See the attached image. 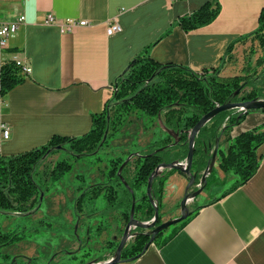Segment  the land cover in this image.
<instances>
[{"label":"trees","instance_id":"trees-1","mask_svg":"<svg viewBox=\"0 0 264 264\" xmlns=\"http://www.w3.org/2000/svg\"><path fill=\"white\" fill-rule=\"evenodd\" d=\"M220 12V0H209L193 12L179 16L161 39L170 35L177 26L190 32L208 25L216 20ZM251 36L258 39L264 48V7L259 15L256 30L235 39L218 67L195 71L184 64L162 63L152 56L151 50L156 43L146 47L114 82L112 97L107 101L104 111L93 115V123L88 132L80 136L54 135L47 143L36 148L12 155L0 153V211L11 216H28L32 224H36L32 215L37 207L41 211L39 202L43 196L42 185H55L61 182L67 173L73 174L76 169L78 187L75 191L78 196L73 200L74 225L71 237L78 239V231L74 232L75 224L81 218L88 220L83 224L88 223L84 233L90 247L81 257L78 251L83 246L70 252L72 258L77 260L73 264L89 262L85 256L89 254L93 244L100 240L104 231L112 234L114 224L116 230L123 234L130 220L134 202V217L143 222L152 221L155 205L147 194L149 179L163 163L186 161L190 132L200 119L217 105L264 99V54L255 64L249 63L243 74L221 76L227 62L233 59L235 45ZM22 70V66L12 59L1 64L0 98H4L26 80ZM253 112H264V107L249 111H222L207 122L196 137L191 167L196 179L190 187H200L212 194V188L224 184L230 176L234 179L228 189L221 195L211 197V201L245 184L260 166L259 149L264 145V124L234 137L231 135L233 128ZM132 116L141 119L145 131L154 129L152 138L145 146L138 144L139 133L132 135L127 128L133 122ZM131 135L132 149L126 153L117 152V148L122 146L115 145L114 141ZM223 137L226 146L222 143ZM216 149L218 167L203 181V173ZM56 154H59V159L49 173V181L44 182L39 176L40 169ZM129 156L131 158L124 165ZM219 169L225 173L223 178L219 175ZM98 170L101 175L93 178L92 174ZM176 172L187 177L178 169L165 168L153 180L152 196L160 211L156 226L163 222L165 188L169 177ZM200 208L197 205L186 219L157 234H153L155 227L133 228V237L121 253L122 262L139 258L153 235L155 244L161 245L171 240L181 225ZM111 215L114 216L113 221L110 220ZM12 225L9 224L6 228L3 225L0 230V255L4 260L0 261V264H40L41 250L38 247L37 257L17 253L14 255L7 251V248L10 249L22 241L33 244L26 234L31 232L29 226ZM93 231L96 236L91 235ZM120 240L115 234L113 239L108 237L106 246L112 247L110 255H103L91 261L100 262L113 257Z\"/></svg>","mask_w":264,"mask_h":264},{"label":"crops","instance_id":"crops-1","mask_svg":"<svg viewBox=\"0 0 264 264\" xmlns=\"http://www.w3.org/2000/svg\"><path fill=\"white\" fill-rule=\"evenodd\" d=\"M207 1L0 0L2 20L25 16L9 46L0 48V64L17 51L31 68L22 84L0 98V153L33 149L54 135L88 132L93 115L104 111L112 97L114 82L137 54L154 43L152 56L159 62L184 64L195 71L220 66L229 45L256 30L264 0H220L221 12L212 23L190 32L177 26L161 39L179 16ZM49 14L57 22L75 18L89 24L63 33L58 24L45 22ZM114 21L121 29L109 34V23ZM253 44L262 47L251 36L238 42L233 54ZM4 123L11 129L8 139L3 137ZM262 124L264 112L250 113L231 135ZM222 143L227 145L224 137ZM259 154L260 166L245 184L219 199L207 197L202 204L197 197L189 200L190 211L197 205L201 208L171 240L152 243L136 260L119 264H264V145ZM219 175L223 178L225 173L219 169ZM187 192L188 178L172 174L165 188L163 218L181 215L180 202Z\"/></svg>","mask_w":264,"mask_h":264},{"label":"rangeland","instance_id":"rangeland-1","mask_svg":"<svg viewBox=\"0 0 264 264\" xmlns=\"http://www.w3.org/2000/svg\"><path fill=\"white\" fill-rule=\"evenodd\" d=\"M264 54V48L258 45H249L244 51L241 50L238 54L233 56L231 61L226 67V69L221 71V76L230 77L235 75L243 74L246 68L248 67V60H252L253 64H255L256 59ZM224 67V68H225ZM260 70V69H259ZM133 122L127 126L130 134L134 135L138 134V144L140 146H145L154 134V129H150L148 131L144 130L143 123L141 119H138L136 116H132ZM131 136H122L120 139L115 140V145H121L122 147L117 148V152L125 151L128 152L132 149L131 142L133 137ZM59 159V154L51 156L48 161L41 167L40 169V178L44 182L49 181V173ZM78 166V165H77ZM75 171L73 174H66L61 182L56 183L55 185L43 184V196H41V201L39 202L41 211L35 208L32 215L33 220L36 224H32L30 218L28 216H11V214H6L3 211H0V230L6 228L9 224H13L12 227H17L19 225H27L30 227L31 232H27L28 238L32 239V243H28L29 241H22L13 245L10 249L7 248V251L16 255L22 254V252L30 253L38 256V252L36 251L37 247L41 250L39 262L40 264H73L77 262L76 259L72 258V251L78 250L81 246L82 249L78 251L79 257L83 255L87 249L90 247L88 245V240L85 239L86 234L84 233L85 228L88 227V223L83 224L84 222H88V220L81 218L79 222L75 224L74 232L78 231L79 240L77 238H72L71 234L73 232V209L75 206L74 199L78 196V192L75 190L78 187V181L75 178ZM101 172L98 170L97 172L92 174V177L100 176ZM40 181V179H39ZM234 182L233 178H228L227 182L222 185L216 186L212 188V194L208 191L202 190V192L197 196V201L199 204H202L207 197H213L221 195V193L228 189ZM200 187H190L188 193L197 192ZM208 193L206 196L205 194ZM185 196V195H184ZM181 205V202H180ZM165 216V212H163ZM46 216V218H44ZM44 221H42L43 219ZM114 216H110V220L113 221ZM162 221H167L165 218ZM173 226V225H172ZM171 226V227H172ZM32 228V229H31ZM77 228V229H76ZM112 234H109V231H104L100 240H97L93 244V248L88 252L89 254L85 257L88 258V261H91L95 258L106 255L112 251V247L106 246V241L108 237L113 239V234H115L120 240L122 238V233L116 230V225L112 226ZM92 236H96V232H91ZM132 238V237H131ZM130 238V239H131ZM71 240V241H69ZM42 246V247H41ZM14 257L12 261H14ZM0 261H4L2 256L0 255Z\"/></svg>","mask_w":264,"mask_h":264},{"label":"water","instance_id":"water-1","mask_svg":"<svg viewBox=\"0 0 264 264\" xmlns=\"http://www.w3.org/2000/svg\"><path fill=\"white\" fill-rule=\"evenodd\" d=\"M263 107H264V99H252V100H247V101L230 102V103H226L223 105H217L216 108H214L212 111H210L209 113L204 115L200 119V121L197 123V125L190 132L189 153H188V157H187L186 161L163 163L156 168V170L154 171V173L151 175V177L149 179L147 194H148L150 200L152 201V203L155 205V216L152 219V221L143 222V221H140L134 217V214H135V202H134L133 207H132V211H131V215H130V220L127 223V225L125 226V230L123 232L122 238L120 240V243L118 245V248H117L115 255L113 257L107 259V260H104V261H100V262L89 261V262L84 263V264H119L122 262L121 253H122L123 248L125 247L127 242L130 240V238L133 237V234L131 233L133 228L141 227V228H145V229H151V228L155 227L153 229V234H157L161 231L168 229L172 225L177 224V223L181 222L182 220L186 219L191 213L189 206H188L189 200L197 197L202 192L203 188H200L197 192H194V193H188V192L186 193V195L183 197V199L181 201V215L180 216L173 218V219H170V220H167V221H164L161 224H159L158 226H156V222L159 218L160 211H159V208H158V206H157V204L154 201L153 196H152V186H153V180L155 179V177H157L165 168L178 169L179 171H181L187 175V177H188V190H189L190 186L193 185V183L196 179V175L191 172V167H192L194 154H195L196 137H197L198 133L200 132L201 128L207 122H209L214 116H216L218 113H220L222 111H226L229 109H239V110L249 111L252 109H261ZM217 155H218V149H216L214 151L212 160H211L209 166L206 168V170L203 173V177H202L203 181L206 180L207 176L215 168ZM130 158H131V156L128 157V159L125 161L124 165L129 161ZM154 239H155V235L152 236L151 241L146 246V249L149 247L150 244L153 243Z\"/></svg>","mask_w":264,"mask_h":264},{"label":"built area","instance_id":"built-area-1","mask_svg":"<svg viewBox=\"0 0 264 264\" xmlns=\"http://www.w3.org/2000/svg\"><path fill=\"white\" fill-rule=\"evenodd\" d=\"M25 22V16L21 15L17 20L7 22L0 18V48L6 49L9 46V39L14 36L19 30L21 24ZM47 24H58L60 26L61 32L73 31L79 26H85L88 23L86 20H79L75 18H68L63 22H57L54 15L49 14L45 20ZM121 26L118 22H110L108 26V33L112 34L120 31ZM12 60L15 61L18 65L22 66V72L26 76L31 73V68L21 59L17 51L14 53ZM1 68V64H0ZM3 137L8 139L11 135V129L7 124H2Z\"/></svg>","mask_w":264,"mask_h":264}]
</instances>
